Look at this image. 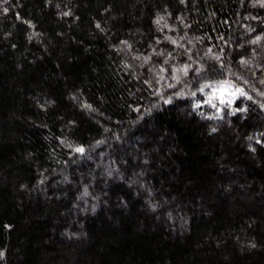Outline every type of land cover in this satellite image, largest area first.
Listing matches in <instances>:
<instances>
[{
  "label": "trees",
  "instance_id": "1",
  "mask_svg": "<svg viewBox=\"0 0 264 264\" xmlns=\"http://www.w3.org/2000/svg\"><path fill=\"white\" fill-rule=\"evenodd\" d=\"M0 253L264 264V0H0Z\"/></svg>",
  "mask_w": 264,
  "mask_h": 264
},
{
  "label": "snow or ice",
  "instance_id": "2",
  "mask_svg": "<svg viewBox=\"0 0 264 264\" xmlns=\"http://www.w3.org/2000/svg\"><path fill=\"white\" fill-rule=\"evenodd\" d=\"M98 27H99V25H97ZM77 151H80V152H82L83 151V149H77ZM0 255H2V253H0Z\"/></svg>",
  "mask_w": 264,
  "mask_h": 264
}]
</instances>
